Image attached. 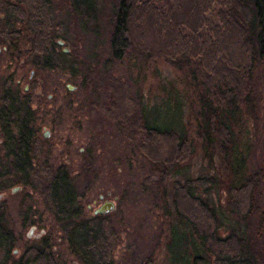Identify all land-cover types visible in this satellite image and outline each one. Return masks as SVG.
I'll return each mask as SVG.
<instances>
[{"label": "trees", "instance_id": "trees-1", "mask_svg": "<svg viewBox=\"0 0 264 264\" xmlns=\"http://www.w3.org/2000/svg\"><path fill=\"white\" fill-rule=\"evenodd\" d=\"M64 5L66 14L58 12ZM65 16L68 20H59ZM79 17L80 22L93 17L100 24L98 36L106 45L111 66L123 58L139 59L147 66L161 62L182 74L189 89L199 126L194 141L192 125L185 134H178L170 127L150 124L141 114L140 98L129 96L127 83L114 77L106 82L103 112L153 165L154 184L160 190L166 188L174 168L191 157L195 142L217 143L223 174L234 173L235 183L227 189L231 217L239 220L241 213H248L253 204L249 192L257 178L264 179V159L257 172L239 181L245 173V157L236 153L230 121L254 92V77L264 86V0H0V43L10 48L13 62L30 58L39 69L64 63L76 68L88 88H93L95 69L85 57L65 53L58 44L72 30L73 47H82ZM39 98L31 89L19 93L10 78L0 80V119L16 126L13 136H23L24 145L31 136L29 104ZM63 168L57 166L50 174L41 166L39 174L29 176V184L43 197L68 249L81 264H114L112 255L121 241L120 233L106 214L83 216L78 187ZM8 184L19 182L9 178ZM217 184L213 176H198L171 185L176 216L195 242L196 251L188 264H260L251 247V233L231 227L219 234L221 219L209 195ZM242 199L249 206L246 211ZM258 230L264 232L262 214ZM0 264L57 262L42 238L21 256L10 255V241L0 231ZM143 264H154L153 259Z\"/></svg>", "mask_w": 264, "mask_h": 264}, {"label": "rangeland", "instance_id": "rangeland-1", "mask_svg": "<svg viewBox=\"0 0 264 264\" xmlns=\"http://www.w3.org/2000/svg\"><path fill=\"white\" fill-rule=\"evenodd\" d=\"M66 6L58 12L66 14ZM106 8L102 5V9ZM76 13L80 15L81 11ZM66 19L67 16L59 17L62 22ZM79 19L82 47H73L72 30H68L60 49L66 48V53L73 51L78 57H85L87 64L95 69L93 88H88L76 68L64 63L39 69L30 58L19 59L20 64L13 62L10 48L4 43H0V80L10 78L19 93L31 89L40 95L39 100L29 104L32 113L28 119L43 144L40 160H49L54 167L65 164L78 187L83 216H93L94 209L106 201L114 202V209L106 213L107 221L121 237L113 250L114 264H143L148 258L153 259L154 264L191 261L196 251L195 242L188 227L176 216L171 185L198 176H213L218 183L209 195L221 219L219 234L227 233L231 227L245 234L248 231L252 235L250 243L255 259L264 264V232L258 230L259 215H264V179L257 178L249 192L253 198L250 211L241 213L239 220L232 218L227 189L235 183L234 173L223 174L217 143L195 142L191 157L174 168L166 188L160 190L153 182L156 179L153 165L106 118L103 112L105 86L111 77L127 83L129 96L140 98L141 114L149 118L150 124L164 129L170 127L178 134L186 133L192 125L194 141L199 129L195 103L182 74L161 62L147 66L132 58H123L111 66L106 45L98 36L100 24L93 17L82 22ZM259 80L254 77V92L247 104L234 112V121H230L236 153L245 157V173L239 181L257 172L264 159V86ZM3 109L8 112L6 107ZM44 131H48L47 139L42 135ZM15 134L16 126L5 125L0 138ZM30 188L25 187L33 194L30 202L22 201L24 205L20 202L21 194L11 196L8 190L6 200L0 202V231L10 241V255L21 256L25 248L39 245L42 238L51 247L57 264H81L68 249L62 230L43 197ZM242 203L246 211L247 201L242 199Z\"/></svg>", "mask_w": 264, "mask_h": 264}, {"label": "flooded vegetation", "instance_id": "flooded-vegetation-1", "mask_svg": "<svg viewBox=\"0 0 264 264\" xmlns=\"http://www.w3.org/2000/svg\"><path fill=\"white\" fill-rule=\"evenodd\" d=\"M33 73V72H32ZM32 75V74H31ZM27 91V90H25ZM28 120V127L31 129V136L27 138V145L23 143V136H4L0 138V202H4L6 200L8 190L9 195H17L21 194L20 202H30V197L33 192H27L25 187H31L29 184L32 181V178L29 177L31 174H39L40 167H47L50 170V174L56 170V167L51 165L49 160L44 161L40 160V153L43 149V144L39 141L36 132L34 131ZM7 122L0 119V132L5 129V125ZM48 131H44L42 133L43 137L47 139L49 136L45 137L44 135ZM26 141V140H25ZM18 144L15 146V144ZM40 149V150H39ZM25 150V151H24ZM63 170L69 171L66 169L65 164ZM39 172V173H38ZM20 177V178H19ZM9 178H13L14 182H19V184L9 185ZM33 189V187H31ZM30 188V189H31ZM38 192L37 189H33ZM39 193V192H38ZM22 202V203H23ZM103 204V203H102ZM4 205V204H3ZM24 205V203H23ZM5 206V205H4ZM32 206V204L30 205ZM100 206V205H99ZM98 208V207H97ZM96 209H94L95 211ZM93 211V214H95ZM15 252H13L14 254Z\"/></svg>", "mask_w": 264, "mask_h": 264}, {"label": "water", "instance_id": "water-1", "mask_svg": "<svg viewBox=\"0 0 264 264\" xmlns=\"http://www.w3.org/2000/svg\"><path fill=\"white\" fill-rule=\"evenodd\" d=\"M58 44L62 45L63 42L61 40H58ZM63 52H67V49L64 48ZM68 89H71L68 85ZM45 137H47V133L44 135ZM114 209V202L112 201H106L103 204H101L98 208H96V210L94 211L95 214H106L109 211Z\"/></svg>", "mask_w": 264, "mask_h": 264}]
</instances>
